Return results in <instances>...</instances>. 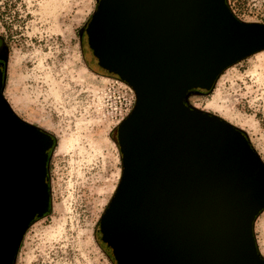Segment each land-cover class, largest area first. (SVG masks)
<instances>
[{"label":"water","instance_id":"95a60500","mask_svg":"<svg viewBox=\"0 0 264 264\" xmlns=\"http://www.w3.org/2000/svg\"><path fill=\"white\" fill-rule=\"evenodd\" d=\"M84 35L135 105L118 126L123 172L101 219L118 264H264L254 232L264 160L242 128L188 102L238 61L264 50V23L227 0H99ZM0 56V264L50 204L54 136L4 94Z\"/></svg>","mask_w":264,"mask_h":264},{"label":"rangeland","instance_id":"374dc122","mask_svg":"<svg viewBox=\"0 0 264 264\" xmlns=\"http://www.w3.org/2000/svg\"><path fill=\"white\" fill-rule=\"evenodd\" d=\"M264 23V0H227ZM99 0H0L4 94L24 120L54 136L50 204L20 244L15 264H114L101 219L121 181L117 142L134 91L93 62L85 28ZM92 67L90 68L88 64ZM188 102L242 128L264 160V50L227 68ZM254 232L264 256V210Z\"/></svg>","mask_w":264,"mask_h":264},{"label":"built area","instance_id":"2783aa9c","mask_svg":"<svg viewBox=\"0 0 264 264\" xmlns=\"http://www.w3.org/2000/svg\"><path fill=\"white\" fill-rule=\"evenodd\" d=\"M116 81H118V82H120V83H123V84H125V85H127V86H129L130 88H131V86L129 85V84H127L125 81H123L121 78H119V77H117L116 78ZM131 90H133L132 88H131ZM134 91V90H133ZM135 101H136V95H135V92H134V95L131 97V98H129V100L127 101V103H126V109H125V113H124V115H123V117H122V119L124 120L128 115H129V113L132 111V109H133V107H134V105H135Z\"/></svg>","mask_w":264,"mask_h":264},{"label":"flooded vegetation","instance_id":"af4514ba","mask_svg":"<svg viewBox=\"0 0 264 264\" xmlns=\"http://www.w3.org/2000/svg\"><path fill=\"white\" fill-rule=\"evenodd\" d=\"M2 51H3V49L2 48H0V56H1V54H2ZM92 60H93V62L99 67V69H102L100 66H99V63H98V61H97V59L94 57V55L92 54V58H91ZM103 70V69H102ZM100 231H101V229H100ZM101 234H102V232H101ZM102 240H103V238H102ZM104 242V241H103ZM107 246H108V244L106 243V242H104ZM109 247V246H108ZM110 248V247H109ZM111 249V248H110ZM112 250V249H111Z\"/></svg>","mask_w":264,"mask_h":264},{"label":"trees","instance_id":"16d2710c","mask_svg":"<svg viewBox=\"0 0 264 264\" xmlns=\"http://www.w3.org/2000/svg\"><path fill=\"white\" fill-rule=\"evenodd\" d=\"M87 64H88V63H87ZM88 66H89L90 68H92L89 64H88ZM114 75H115V74H114ZM192 92H194V91H192ZM192 92H191V93H192ZM111 259L113 260L114 264H118L117 261H116V259H115L114 257H112Z\"/></svg>","mask_w":264,"mask_h":264}]
</instances>
